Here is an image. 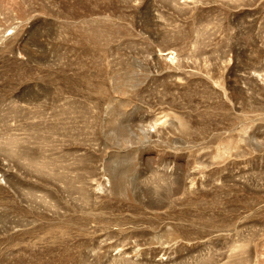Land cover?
Segmentation results:
<instances>
[{
    "label": "rangeland",
    "instance_id": "1",
    "mask_svg": "<svg viewBox=\"0 0 264 264\" xmlns=\"http://www.w3.org/2000/svg\"><path fill=\"white\" fill-rule=\"evenodd\" d=\"M0 264H264V0H0Z\"/></svg>",
    "mask_w": 264,
    "mask_h": 264
}]
</instances>
